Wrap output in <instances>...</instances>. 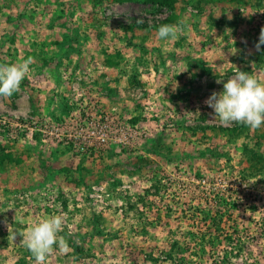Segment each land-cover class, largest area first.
Returning <instances> with one entry per match:
<instances>
[{"label": "rangeland", "instance_id": "1", "mask_svg": "<svg viewBox=\"0 0 264 264\" xmlns=\"http://www.w3.org/2000/svg\"><path fill=\"white\" fill-rule=\"evenodd\" d=\"M170 16L176 40L126 34ZM262 27L264 0H0V64L32 58L0 96V264H36L20 233L51 215L45 264H264V125L204 103L264 80Z\"/></svg>", "mask_w": 264, "mask_h": 264}, {"label": "clouds", "instance_id": "2", "mask_svg": "<svg viewBox=\"0 0 264 264\" xmlns=\"http://www.w3.org/2000/svg\"><path fill=\"white\" fill-rule=\"evenodd\" d=\"M183 32L181 24H162L157 29V36L161 40H176ZM261 45H264V27L260 30L256 49L259 50ZM31 63L32 58L29 57L19 63L0 64V96L10 97L20 91L21 82L31 70ZM221 82L217 80V83ZM204 103L213 109V119L218 117L222 125L239 123L259 128L264 125V80L237 69L223 83V90L219 93L213 91ZM63 228L64 218L51 215L33 222L26 232L20 233L23 245L35 258L36 264H45L54 245H66V241L58 235Z\"/></svg>", "mask_w": 264, "mask_h": 264}, {"label": "trees", "instance_id": "3", "mask_svg": "<svg viewBox=\"0 0 264 264\" xmlns=\"http://www.w3.org/2000/svg\"><path fill=\"white\" fill-rule=\"evenodd\" d=\"M111 1H114V2H140V3H144V4H155V3H159V4H162V5H171L172 2L174 0H111ZM173 19V16H170L164 20H161L159 23L155 24V25H149L147 22H143L142 24H130L128 26H125V30H126V34L128 35V33H132L130 35V37H134L135 33H136V29L139 28V29H147V31H150L152 29H155L162 25V24H169V22ZM127 27V28H126ZM222 132H225L229 135H237L239 134L241 131V128L238 127V126H235V127H225V128H219ZM154 187H155V190L159 193L160 192V189L161 187L159 186V183H155L153 184ZM142 203L144 201V198L142 197ZM144 204H147V203H144ZM66 209H67V206H65Z\"/></svg>", "mask_w": 264, "mask_h": 264}, {"label": "built area", "instance_id": "4", "mask_svg": "<svg viewBox=\"0 0 264 264\" xmlns=\"http://www.w3.org/2000/svg\"><path fill=\"white\" fill-rule=\"evenodd\" d=\"M100 137H101V136H100ZM101 140H102V141H105V138L102 136V137H101Z\"/></svg>", "mask_w": 264, "mask_h": 264}]
</instances>
